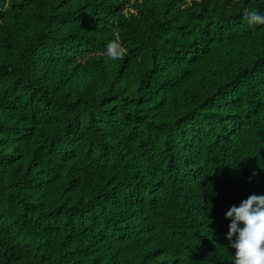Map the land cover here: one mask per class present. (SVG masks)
Returning a JSON list of instances; mask_svg holds the SVG:
<instances>
[{
  "label": "trees",
  "instance_id": "trees-1",
  "mask_svg": "<svg viewBox=\"0 0 264 264\" xmlns=\"http://www.w3.org/2000/svg\"><path fill=\"white\" fill-rule=\"evenodd\" d=\"M246 11L264 0H0V264H232L225 214L264 195Z\"/></svg>",
  "mask_w": 264,
  "mask_h": 264
},
{
  "label": "clouds",
  "instance_id": "clouds-1",
  "mask_svg": "<svg viewBox=\"0 0 264 264\" xmlns=\"http://www.w3.org/2000/svg\"><path fill=\"white\" fill-rule=\"evenodd\" d=\"M244 16L250 27L264 25V14L246 11ZM106 47L108 58L123 59L125 50L120 43L111 41ZM225 218L232 219L226 236L235 249L232 264H264V195H250L240 206H232Z\"/></svg>",
  "mask_w": 264,
  "mask_h": 264
}]
</instances>
